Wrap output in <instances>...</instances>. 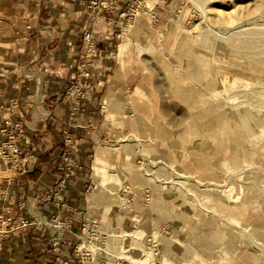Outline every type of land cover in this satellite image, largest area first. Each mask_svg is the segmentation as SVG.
Instances as JSON below:
<instances>
[{
  "label": "crops",
  "instance_id": "0c3cea01",
  "mask_svg": "<svg viewBox=\"0 0 264 264\" xmlns=\"http://www.w3.org/2000/svg\"><path fill=\"white\" fill-rule=\"evenodd\" d=\"M129 1L116 0L119 7ZM87 2L0 0V146L3 131H21L16 144L23 151L20 169L0 158V215L31 222L0 239V264H56L48 243L54 215L71 219L73 233L83 217H96L109 235L106 247L119 256L135 259L145 237L164 230L157 264H262L257 199L264 172L250 167L264 158L243 145L235 118L194 82L172 29L153 30L136 19L119 41L118 24L106 21L117 11L93 18ZM171 8L170 2L162 8L164 16ZM84 31L92 33L97 56L89 99L71 115L64 92L84 67ZM63 131L73 138L69 147ZM67 149L78 168L60 186L57 165ZM227 175L229 194L210 186ZM120 184L135 196V230L112 195ZM71 232L59 257L72 255ZM86 264L114 262L104 256Z\"/></svg>",
  "mask_w": 264,
  "mask_h": 264
},
{
  "label": "rangeland",
  "instance_id": "374dc122",
  "mask_svg": "<svg viewBox=\"0 0 264 264\" xmlns=\"http://www.w3.org/2000/svg\"><path fill=\"white\" fill-rule=\"evenodd\" d=\"M160 1H162V5L158 6V4L156 5L152 4L150 0H147L146 5L148 7L151 6L155 7L159 16V23L154 28L149 27L147 23L146 26L149 27L150 29L158 30L166 25L167 30L172 29L173 33H175L173 37L177 36L176 38L179 43L178 47L180 48L179 53L181 54V57L191 61L190 63L192 65L190 66L188 64V69L189 72L191 73L194 72V82L200 83L201 85L203 84L204 92L207 94V96L210 99H213L215 105L219 109H223V111L229 113L232 117L235 118L237 122L236 126L240 131L239 133L242 134L243 138L246 141V143L244 142L243 145L247 146L250 150H254L255 153L259 154L258 157L260 159L264 158V119L260 118L253 121L249 119V116L246 112L247 109H245L247 105H248L247 108H249L250 106L249 98H245L244 97L245 95H243L245 92H253L258 90V87L260 86V84L258 85V82L261 83V81H264V66L258 67L255 64H253L254 61L252 64H249V62L252 60L251 57L243 54L244 49L246 50L248 43L253 39L246 37L244 40V37H236V38H231L233 41L229 39L226 42L225 39H222L220 36L217 35L219 30H223L224 28L222 27H225L227 25L229 27L231 26L233 27V26H237L241 22L242 24L264 23L263 9L260 10L258 9L257 11V9L255 8L257 5L255 0L252 1L247 0L243 2L242 0H240L241 2L239 0H234V1L233 0H198V1L197 0H160ZM232 1L235 2L238 6L232 3ZM169 2L171 3L172 8L168 16L166 17L164 16L163 13L164 10L162 8L166 5H169ZM199 5L205 6L207 7V9L208 8L210 9L213 6L219 7L222 13L221 16H219L220 18H222L223 15L225 16V14H228L229 12L235 13L236 11H238V7L240 5L241 6L247 5L248 8L250 6L249 10L252 12H250L249 10H247V12L245 11L244 14L240 18H238V20H236V23H234V25L233 24L230 25L225 22L218 21L217 19L219 17L217 18L216 16L210 14L209 11L208 14L211 20H213L212 23L215 33L207 36L206 38L204 35H202L201 28L199 25V23L203 19L201 12L198 8ZM234 6L237 8L236 10ZM258 20L261 23H258ZM213 35L215 36L214 38ZM207 51L210 53H208ZM263 56L264 55H261L262 60H264ZM246 57H248V59ZM259 58L260 57H258V61L261 59ZM245 101L247 103H245ZM262 102L264 103V96H262V99H260V102L258 104L260 105ZM129 107L130 110L128 111L131 113V115L129 116H132L133 111H132L131 102L129 104ZM259 132H261L262 134ZM137 159H138L137 161H140L139 157ZM263 166L264 165L259 166L257 168L250 167V169L264 172ZM237 174L238 177L236 178H238L240 182L247 181V179H245L242 172H238ZM233 175H236V173ZM229 177L230 176L227 175L226 182H220V183L218 182L210 185L214 186L215 188H219L221 192L225 194L227 191L229 194L231 192L230 190H232V188L229 185V179H230ZM257 203L260 206V210L263 213V218H264V186H260V189L258 191ZM137 214L139 213L137 212ZM130 225L132 227L131 229L135 230L137 226V221L135 226L133 225V222H130ZM258 242L260 247L258 249L262 255V264H264V224L261 230L259 231ZM105 251L111 252V250H109L107 247L105 248ZM135 263L139 264L138 262Z\"/></svg>",
  "mask_w": 264,
  "mask_h": 264
},
{
  "label": "built area",
  "instance_id": "2783aa9c",
  "mask_svg": "<svg viewBox=\"0 0 264 264\" xmlns=\"http://www.w3.org/2000/svg\"><path fill=\"white\" fill-rule=\"evenodd\" d=\"M87 9L92 17H98L101 14H111L117 11L116 18L107 17L108 24L117 23L118 28L114 33L117 40L121 41L124 34L129 31L136 19H142L149 27L154 28L159 23V16L154 6L148 7L144 0H131L125 7H119L116 0H88L86 4ZM2 19L0 18V28ZM83 49H84V67L77 75V78L71 81L70 85L64 92V97L69 100L72 110L71 115L77 113L81 108L82 103L89 99L87 90L90 88V66L97 56V49L95 47L94 39L90 31H84L82 35ZM130 101H125L126 113L131 115L128 111ZM4 132L5 139L0 146V158L4 163L9 164L13 168L20 169L22 166L23 151L16 144V137L21 135V131L15 135L11 132ZM63 145L71 146L73 142L72 136L68 131H63ZM78 168L76 160L72 157L68 149L61 155V161L57 165L58 171L62 173V179L59 185H63L65 180L75 175V170ZM57 193H54L56 196ZM118 201L120 207L130 214L131 222L136 225L138 218L137 212L133 208L135 201L134 193L128 184L118 185L115 192L112 194ZM151 201L150 188H143L142 202L148 205ZM20 208L25 207V203H19ZM37 223H44L38 221ZM71 219H63L58 215L50 218L51 236L48 243L51 251L56 255V264H86L95 261L96 259L103 260L104 256L110 257L114 264H134L140 262L142 264H157L162 254V242L160 236L166 231H152L148 234L142 246L138 249V255L135 259L127 256H119L116 252H107L109 235L103 232L100 228V221L96 217H83L77 233L69 231L71 229ZM31 225V222L24 217L2 216L0 215V239L14 235L20 228ZM66 232H71L76 238V243L72 246V255L68 258L59 257L63 246L70 245L64 238ZM127 250L122 251L126 254Z\"/></svg>",
  "mask_w": 264,
  "mask_h": 264
},
{
  "label": "bare ground",
  "instance_id": "6f19581e",
  "mask_svg": "<svg viewBox=\"0 0 264 264\" xmlns=\"http://www.w3.org/2000/svg\"><path fill=\"white\" fill-rule=\"evenodd\" d=\"M198 1V0H197ZM234 1V0H233ZM234 4H236L235 2H233ZM240 1V0H239ZM243 1H247V0H242ZM252 1V0H251ZM256 1V9L258 11V9H263V12H264V0H255ZM241 2V1H240ZM254 2V1H253ZM202 3V2H201ZM231 3V2H230ZM231 3V4H232ZM227 4V3H226ZM233 4V5H234ZM246 4V3H245ZM248 4V3H247ZM237 5V4H236ZM235 5V6H236ZM253 5V4H252ZM232 6V5H230ZM235 10L237 9L236 6ZM221 7V6H220ZM200 12H201V15L203 17L202 21L199 23L200 25V28H201V32H202V35H204L206 38L207 36L209 35H212L213 33H215L214 31V27H213V23L211 20V18L209 17V14H212L214 16H216L217 18L219 16H221V9L217 6H213L211 7L210 9L205 6H201L199 5L198 6ZM230 8V7H229ZM250 8V6H249ZM249 8L246 6H239L238 7V11H236L235 13L233 12H229L228 14H225V16L223 15L222 18H218L217 20L220 21V22H225L227 24H230V25H234V23H236V20H238V18H240L244 12L247 10H249ZM231 11V10H230ZM234 11V10H232ZM250 11V10H249ZM252 12V11H250ZM248 12V13H250ZM255 12V10H254ZM262 12V11H261ZM258 14V13H257ZM212 16V17H214ZM263 17H264V13H263ZM243 18V17H242ZM216 19V18H215ZM214 19V20H215ZM217 21V23H218ZM216 22V21H215ZM214 22V23H215ZM216 23V24H217ZM258 23H261L259 22L258 20ZM216 26V25H215ZM232 27V26H231ZM229 27L228 25L225 26V27H222L224 28L223 30H219L218 32V36H220L222 39H225L226 42L227 40L231 39V38H236V37H244V40L245 38H251L253 39L252 41H250L246 47V50L244 49V53L246 56H249L251 57V61L249 62V64H252L253 61L256 66L258 67H263L264 66V60H262L261 58V55H264V23H261V24H256V23H246V24H242L239 23L237 26H233L232 28ZM195 30V29H194ZM216 30V28H215ZM201 34V33H200ZM203 37V36H202ZM215 36L213 35V38ZM219 38V37H218ZM220 38V39H221ZM204 39V38H203ZM217 39V38H216ZM254 39H257V40H254ZM232 40V39H231ZM233 41V40H232ZM241 41V40H240ZM243 41V40H242ZM221 45V44H220ZM205 46V45H204ZM218 46V45H216ZM227 46V45H226ZM232 47H235V46H232ZM220 48V47H219ZM231 48V47H230ZM239 48V47H238ZM229 49V48H228ZM235 49V48H234ZM208 50V49H207ZM214 50V49H213ZM220 50V49H219ZM238 50V49H237ZM208 52V51H207ZM210 53V52H208ZM241 54V53H240ZM241 56V55H240ZM258 57H260L259 61H258ZM264 57V56H263ZM234 58V57H233ZM248 59V57H246ZM235 59V58H234ZM240 59V58H238ZM229 60V59H228ZM236 60V59H235ZM245 61V59H244ZM239 65V64H238ZM247 65V64H246ZM258 79V78H257ZM263 82V83H262ZM238 83V82H237ZM255 84V83H254ZM260 84V86L258 87V90L256 91H253V92H245L243 95H245L244 97L245 98H249V108L248 105L245 109H247V114L249 116V119L250 120H257V119H260V118H263L264 119V103L262 102L260 105L258 104L260 102V99H262V96H264V81H261L258 82V85ZM257 86V84H256ZM253 87V86H252ZM240 91V90H239ZM245 103H247L245 101ZM244 105V104H243ZM242 106V105H241ZM260 106V107H259ZM242 108V107H241ZM243 109V108H242ZM244 110V109H243ZM242 112V111H241ZM258 132V131H257ZM261 133V132H259ZM258 134V133H257ZM262 134V133H261ZM260 134V135H261ZM254 136V135H253ZM232 176V175H231ZM235 176V175H234ZM209 186V185H208ZM211 186V185H210ZM216 186V185H215ZM218 187V186H217ZM140 264V262H138Z\"/></svg>",
  "mask_w": 264,
  "mask_h": 264
}]
</instances>
